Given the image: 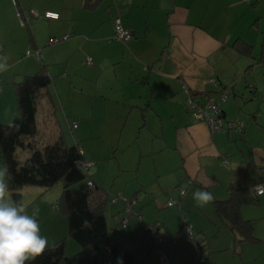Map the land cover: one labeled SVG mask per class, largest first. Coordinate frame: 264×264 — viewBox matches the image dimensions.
I'll return each mask as SVG.
<instances>
[{"label": "crops", "instance_id": "obj_1", "mask_svg": "<svg viewBox=\"0 0 264 264\" xmlns=\"http://www.w3.org/2000/svg\"><path fill=\"white\" fill-rule=\"evenodd\" d=\"M259 1L99 0L88 8L85 0H0V113L10 116L16 112L13 75L33 74L42 61L51 79L49 89L62 129L56 99L57 95L61 100L62 95L57 90L55 95L51 74V68L60 65L64 69H57L60 78L72 72L68 87L77 88L83 98H102V106L96 109L94 104L98 102L94 99L87 108L83 101L76 113L79 121L73 120L76 126L69 124L75 131L74 142L86 159L97 156L116 162L114 172L108 163L104 173L99 167L89 173L97 184L103 187L108 176L114 178L110 182L113 185L118 176H124L114 190L141 201L143 212L154 206H172L161 203L168 193L184 186L186 192L177 207L179 211L187 209L194 231L205 236L200 248L204 259L194 264H246L256 260L260 246H264V191L256 194L257 204L241 207L243 217L252 223L253 235L259 239L255 242L244 240L222 220L213 203L228 197L230 184L251 189L256 184L264 186V129L257 127L258 119L264 116V83H260L264 82V8L260 7L262 2L257 4ZM33 9L56 11L58 17L35 16ZM116 17L132 32L130 40L111 38ZM65 34L66 38L47 42ZM43 46H48L45 58L39 56ZM258 47L259 54L255 55ZM88 55L92 58L90 64L85 58ZM83 58L86 64L80 66ZM28 60L35 69L31 72L25 70ZM20 69L22 72H18ZM209 77H215L217 85L209 83ZM240 79L244 81L239 85ZM224 86L231 87L222 103L224 126L211 131L187 109V94L216 97ZM62 105L67 115L66 104ZM95 111L102 115L95 118ZM234 119L245 120L241 130L226 127V121ZM90 134L97 138L96 148L89 145ZM101 152H105L102 158ZM225 157H229L227 164ZM3 169L0 153V171ZM27 188L21 189L22 201ZM31 188L33 198L28 203H37L39 225L48 220L51 233L44 234L57 240L65 230V216L57 215L56 203L50 208L41 199L52 187ZM197 189L210 192L214 199L198 206L193 199ZM124 214L129 218L124 207L111 214L117 228L124 227L120 222ZM172 216L167 213L158 218L167 234L168 264H191L192 248L182 235V225L176 229L168 226L176 220ZM58 221L61 226L65 221L63 228L58 229ZM258 222L261 224L257 226ZM138 228L124 231L127 236L135 233L138 239ZM70 240L67 238L66 248L76 251L78 244ZM141 250L142 243V255Z\"/></svg>", "mask_w": 264, "mask_h": 264}, {"label": "trees", "instance_id": "obj_2", "mask_svg": "<svg viewBox=\"0 0 264 264\" xmlns=\"http://www.w3.org/2000/svg\"><path fill=\"white\" fill-rule=\"evenodd\" d=\"M98 1L85 0V5L92 8ZM17 11L23 18L21 9L17 7ZM50 82L42 61L35 73L23 74L14 80L16 112L8 122H0V153L3 167H7L10 174V178L6 176L10 198L22 203L21 189L26 185L43 189L61 186L57 206L65 216L67 236L47 243L43 254L25 264H117V257H122L123 264H145L153 250L158 253L160 249L165 250L168 240L155 243L158 230L151 232L141 220L138 239L142 243V255L137 259L135 251L110 236L105 214L110 201L108 191L80 165L85 159L79 153L82 148L65 139ZM89 179L93 185H89ZM228 190L227 198L214 200L216 214L244 240L258 241L251 221L241 213L242 205L257 204L258 196L251 187L240 184H230ZM68 237L78 244L72 254H66Z\"/></svg>", "mask_w": 264, "mask_h": 264}, {"label": "rangeland", "instance_id": "obj_3", "mask_svg": "<svg viewBox=\"0 0 264 264\" xmlns=\"http://www.w3.org/2000/svg\"><path fill=\"white\" fill-rule=\"evenodd\" d=\"M260 2H262V4H260V7L264 8V0H260L257 4H259ZM112 35H113V33H112ZM45 42H46V39H45L44 43ZM47 47L48 46H45V47L43 46L41 48L40 55H39V56H41V58L42 57L45 58V52H46ZM49 52L53 53V50H51ZM258 54H259V47L256 48V51H255V55H258ZM89 55L93 56L92 54H89ZM86 57L87 56H85V58ZM85 58H83L84 61L80 63V66H82V64L84 65ZM93 58H94V56H93ZM44 60H46V59H44ZM34 63H36V62H34ZM19 67H20V65H19ZM31 68H33L32 61L31 60H28L27 64L25 65V70L27 72H31L29 70H35V69H31ZM58 68H59V70H61V72L64 71V69L61 68L60 65H56V64L53 66V68H51L52 69V73L51 74H53V78H54L53 79V82H52V88H53V90L55 92V95H56V90L58 92H60L61 95H62V99L61 100L58 99V96L56 95L57 103H58V106H59L58 114H59V117L61 119L62 129L67 134V137H68L69 141L74 142L73 136L75 134V131H74V129L69 128V124H71V122L73 120H78L79 121V117L76 115V113L79 112L78 106L81 105L83 103V101H84L85 108H87V107H89V104H90L91 100L94 99L95 102L96 101L98 102V103H95L94 104L95 109L97 108V106H98V108H100L102 106L101 105V101H102L101 99L102 98H99L98 96H91V97L89 96V97L83 98L77 88L74 89L73 87H70V86L68 87V85H67V83H68L67 80H68L69 76H72V72H69L68 73V77H66V78H60L59 75H57V72L59 71V70L57 71ZM18 72H22L21 69ZM107 72L108 71L105 70V74H107ZM22 74L23 73H19V75L14 74L13 77L15 78V80L16 79L18 80V79H20V77L22 76ZM242 81H244V79H240L238 84L240 85V83H243ZM260 83H264V82L263 81H260ZM70 88H72V89H70ZM97 99H99V100H97ZM246 103H248V102L246 101ZM62 104H66L65 107L67 108V115L64 113V111L62 109V106H63ZM13 114H14V112L9 116L5 112L0 113V122H8L12 118ZM101 115H102V112L99 113V112L95 111L94 112V115H92V116H94L95 118H99V116H101ZM242 120H244V119H242ZM258 120H259V123H258L257 127L259 128L260 131H262L264 129V116L261 115ZM95 128L93 130H96ZM90 135H91V137H90L91 144H89V145L91 147L94 146L96 148L98 146V142L96 140L97 138H96V136L94 137L96 139L93 138V136L95 134L94 135L90 134ZM103 156H105V152H101L100 153V157L102 158ZM91 161H93V164H94V161H97V162H96V165L95 166L92 165L88 169V174L89 173L92 174L94 172V169H96L98 167H99L101 173H104V171H106V169H107L105 167H107L109 165L108 163H110L112 165L113 172L116 170V162L114 160H112V159L108 160L106 158L105 160H103V159L100 160V159H98L97 156H95V157H93V160L91 159ZM110 171L112 172V168L110 169ZM122 177H124V176H118L116 178V181L113 182V185H111V183H112L111 180L114 179V178H112V177L108 178V176L105 177L106 179L104 180L103 187L108 191L109 197H112L114 195H117L119 197L128 198V199L133 198V197H130V196L125 195V193H122L121 191L114 190L115 187H116V185H117V181L119 179H121ZM26 186H28V188H27L28 190L25 191L24 201H22V202L24 203L23 205L26 208L27 214L28 215H31L32 212H33V210L36 209L35 207H37L36 206L37 203L36 204H30V203H28L29 202L28 200L30 198H33V197H31V196H33V195H31L33 193V191L31 190L32 189L31 188V185H26ZM180 187L186 188L184 186H179L178 189ZM57 189H59V191L61 190L60 184H57L56 186H52V188H49V190H47V192L41 198L42 201L45 202L48 205V207H50V208H51V205L53 203H56L57 204V198H58L59 193H60V192H56ZM177 193H178V191H173V192L168 193L167 196H166L165 202L164 203H161V204H166L167 201L170 198L177 199ZM134 199L136 201V204H134V208H133L132 213H130V212L128 213V215H129L128 222H127L126 226H124L123 228H121L120 225L117 228L114 225V223H113V221L111 219V214L115 213L117 211V209H120V208L124 207L123 200L120 199L116 203H114V202L112 203V202L108 201V204H107L106 209H105L106 210L105 211V214H106V219H107V223H108V227H109V234H110V236L113 239H115V240H120L124 244L129 245L136 252V258L139 259L140 256H141V252L139 251L141 249V242L138 239L135 238V236L133 235L135 233H133L132 235L130 234V236H127L126 235V231H124L125 229L132 228L131 230H136V228L138 227V225L142 221H144L146 223H151L153 221L160 222V220L158 219V218H160L159 216L162 215V214H165L166 215L167 213H169L171 216L173 215L174 218H176V220L170 221L171 223H169L168 226L171 225L172 228L176 229V228H178V226L180 224L182 225V212L183 211L186 212V217L187 218L189 216L187 215L188 214L187 209L181 208L180 211H179V209H178L177 206H180L181 205V203H179L180 201L178 202V204L177 203H174L172 206H166V207H162L160 209L157 208V206L147 208L145 210L148 211V213H146V211L143 212L139 208V205H140L141 201H139L137 198H134ZM56 213H57V215L64 216V214L62 212V209L58 208V206H57ZM126 214H127V212H126ZM124 216H126V215L124 214ZM64 223H65V221L62 222V226H64L63 225ZM60 224L61 223L59 221H58V223H56V226L58 227V229H59V227H62ZM260 224L261 223L258 222L257 223V226L260 225ZM40 225H41V228H40V234H41V236L46 237L47 240L52 241V239H51L52 237L45 236V234H44L45 231L51 233L52 225L49 223L48 220L43 221ZM46 225H48V226H46ZM64 227H65V230H63V233H60L61 234V237L57 238V240L60 239V238H62V237H64V236H66V234L64 235V233L66 231V223H65V226ZM193 230H194V228H193ZM53 233H55V232L53 231ZM157 234L159 236H161L162 238H164V239H165V237H167V234L164 233V230H163L162 226L158 229ZM182 235L183 236H186V239L190 242L191 248H192V254L194 256L196 250L197 249L200 250V248L203 247L202 244H203V242H205V236L202 237V235H200L199 233H196L195 231H194V235H193V238L192 239H189L188 236L183 231H182ZM127 238L129 240V243H127V240H126ZM68 239H71V238L68 237ZM50 241H48V242H50ZM53 241H56V239H53ZM70 241L73 243V240H70ZM260 247H261L260 248L261 251H260L259 257H257L256 260H251V261L247 262L246 264H264V246H260ZM232 251L235 252L233 249H232ZM74 252L75 251H72V249L67 246V248H66V254H72ZM157 254H158V252L156 250H153L150 253L149 257H148L146 264H154L155 263V260L157 259L156 258L157 257ZM203 255H204V253H203ZM191 264H194V259H191Z\"/></svg>", "mask_w": 264, "mask_h": 264}, {"label": "built area", "instance_id": "obj_4", "mask_svg": "<svg viewBox=\"0 0 264 264\" xmlns=\"http://www.w3.org/2000/svg\"><path fill=\"white\" fill-rule=\"evenodd\" d=\"M244 1H252V0H244ZM32 14L35 16H43L46 18H57L58 17V13L52 10H45L43 12H39L36 9H33ZM66 37H67L66 34L62 35L61 37H53L48 42L49 43L56 42ZM131 37H132V32L130 31V29L125 27L121 23V20L119 17H116L113 23V35L111 36V38L126 42L130 40ZM29 52L30 51H26L27 54H29ZM35 54L39 55V51L36 50ZM86 62L88 64L92 62L91 56L88 55L86 57ZM207 81L213 85H217V80L215 77H209ZM185 91L188 92L186 87H185ZM230 93H231V88L228 86L222 87L217 97H214L209 94H204L202 98H199V97L193 96L192 94L188 93L187 100H186L187 109L192 113L194 118L204 122L211 131L223 129L225 120L223 118L222 103L227 99ZM225 125L229 129L241 130L244 127L245 123L242 120L234 119V120L226 121ZM71 126L75 127L76 121H72ZM79 153L83 154V150L80 149ZM228 160H229V157H225L224 163L227 164ZM80 165L84 169L88 170L93 165V161L85 158L80 162ZM88 183L89 185H93V182L90 179L88 180ZM252 189L256 194H260L264 191V186L262 184H256L253 186ZM185 192H186V189L180 187L178 190L177 199L170 198L166 204L173 205L174 203H177L179 201V198L182 197L185 194ZM120 199L123 200L124 210L127 213L129 212L132 213L134 204H136L135 199L134 198H131V199L123 198L117 195L110 197L111 202H115ZM121 221H122L123 226L126 225L128 222V216L127 215L124 216ZM159 225H160V222L156 221L154 224H150V225L147 223L144 225V227L152 232V231H155V229L158 230ZM182 230L188 236L189 239L193 238V235H194L193 226L188 221L185 211L182 212ZM162 239L163 238L157 234L156 237L154 238V241L155 243H161ZM203 259L204 258L200 250L197 249L194 254V262H199V261H202ZM168 263H169V260H168V256L165 250L160 249L158 253V264H168Z\"/></svg>", "mask_w": 264, "mask_h": 264}, {"label": "clouds", "instance_id": "obj_5", "mask_svg": "<svg viewBox=\"0 0 264 264\" xmlns=\"http://www.w3.org/2000/svg\"><path fill=\"white\" fill-rule=\"evenodd\" d=\"M6 176L10 178L7 167L0 171V264H25L43 254L48 241L40 234L36 219L39 209L28 215L22 203L12 200ZM193 199L203 207L214 197L210 192L197 189ZM117 264H123L122 257H117Z\"/></svg>", "mask_w": 264, "mask_h": 264}]
</instances>
